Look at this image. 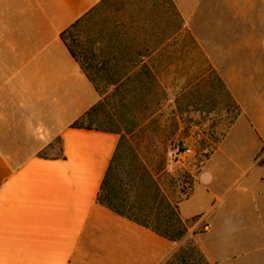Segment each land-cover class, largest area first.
<instances>
[{
  "label": "crops",
  "instance_id": "obj_1",
  "mask_svg": "<svg viewBox=\"0 0 264 264\" xmlns=\"http://www.w3.org/2000/svg\"><path fill=\"white\" fill-rule=\"evenodd\" d=\"M105 1L0 0V264H162L175 249L97 202L119 134L73 126L102 97L63 33ZM179 1L187 32L200 1ZM248 72L230 78L241 111L178 203L190 229L208 226L212 264H264V79Z\"/></svg>",
  "mask_w": 264,
  "mask_h": 264
},
{
  "label": "rangeland",
  "instance_id": "obj_2",
  "mask_svg": "<svg viewBox=\"0 0 264 264\" xmlns=\"http://www.w3.org/2000/svg\"><path fill=\"white\" fill-rule=\"evenodd\" d=\"M132 1L108 0L71 30L67 40L80 62L88 64L86 59L93 56L89 35L112 27L122 14L118 10ZM199 1L189 31L173 37L167 49L151 58L152 72L138 70L131 87L119 92L107 87L104 74L94 76L105 96L84 120L119 132L120 168L129 164L133 147L139 165L174 204L189 195L194 176L241 111L231 95L230 78L256 68L264 79V0ZM186 148L191 154L184 153ZM185 224L187 233L163 264H203L193 248L209 261L198 240L207 226L190 229Z\"/></svg>",
  "mask_w": 264,
  "mask_h": 264
},
{
  "label": "trees",
  "instance_id": "obj_3",
  "mask_svg": "<svg viewBox=\"0 0 264 264\" xmlns=\"http://www.w3.org/2000/svg\"><path fill=\"white\" fill-rule=\"evenodd\" d=\"M96 10L77 21L63 33V40L76 58L77 56L67 40V35L82 22L91 18V14ZM118 12L122 14L114 21L112 27L103 26L89 35L88 44L93 56L91 59L87 58L86 61L90 63L83 64L79 61L103 98L105 94L101 93L94 76L97 77L100 73L104 74L103 78L107 82V87L114 88L117 92L125 86L131 87L134 83L133 77L138 70L143 68L149 72L154 70L155 65L150 63L153 58L151 53L165 50L172 37H177L185 32H183L181 16L173 0H133ZM173 29L174 31H171ZM112 50L120 51V53L106 55V52ZM100 104L81 120L75 122L73 126L95 128L119 134L115 130L84 123L85 119L96 112ZM239 113L237 112L231 125ZM121 145L122 142L119 141L97 195V202L174 243L180 241L188 229L180 216L179 202L174 204L168 199L154 176L141 164L139 165V156L131 146L129 164L121 169ZM192 250L197 251L201 263L211 264L199 249L193 248Z\"/></svg>",
  "mask_w": 264,
  "mask_h": 264
},
{
  "label": "built area",
  "instance_id": "obj_4",
  "mask_svg": "<svg viewBox=\"0 0 264 264\" xmlns=\"http://www.w3.org/2000/svg\"><path fill=\"white\" fill-rule=\"evenodd\" d=\"M191 152H192V150H191L190 148H186L185 151H184V153H185L186 155L191 154ZM207 228H208V226H207Z\"/></svg>",
  "mask_w": 264,
  "mask_h": 264
}]
</instances>
